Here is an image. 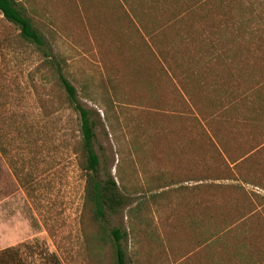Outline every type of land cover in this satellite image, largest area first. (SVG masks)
<instances>
[{"label": "rangeland", "instance_id": "obj_1", "mask_svg": "<svg viewBox=\"0 0 264 264\" xmlns=\"http://www.w3.org/2000/svg\"><path fill=\"white\" fill-rule=\"evenodd\" d=\"M193 1L124 0V9L111 8L103 13L102 24L88 19L85 27H77L71 17L49 24L46 18L29 14L50 51L64 59V71L80 102L95 111L99 177L111 174L134 201L152 175L163 174L167 181L170 176L180 181L192 175L207 184L237 181L228 162H220L212 145L215 139L206 137L211 121H203V128L185 106L176 114L161 109L165 114L157 116L153 103L163 95L169 107L174 93L169 80L153 69L154 58L140 25L149 30L181 3ZM224 1V9L232 4ZM240 1L248 16L262 8V0ZM131 6L138 14L136 21L128 15ZM250 17L256 20L251 13ZM18 33L0 14V250L39 240L59 255L62 264H88L80 224L85 182L74 152L78 118L60 103L43 53ZM229 118L213 117L212 127L244 130L231 125ZM222 137L230 141L229 134ZM239 148L246 149L244 141L231 148L234 155ZM211 194L216 196L206 190L205 197ZM151 209L155 219L166 215L165 208ZM216 220L205 218V225L215 227ZM110 225L127 228L126 209L111 217ZM252 234L264 238V233ZM122 244L127 264H132L130 254L136 246L130 239ZM195 253L188 264H203V249Z\"/></svg>", "mask_w": 264, "mask_h": 264}, {"label": "trees", "instance_id": "obj_2", "mask_svg": "<svg viewBox=\"0 0 264 264\" xmlns=\"http://www.w3.org/2000/svg\"><path fill=\"white\" fill-rule=\"evenodd\" d=\"M231 1L225 9L224 0L181 3L170 12V17L156 22L151 29L140 25L146 34H143L145 47L154 58L153 69L159 77L169 80L174 93V102L169 107L163 95L155 98L157 116L167 113V108L176 114L185 106L191 114L195 113L200 124L211 121L207 122L208 131L219 129L212 127L210 119L227 116L231 125L242 129L262 128L264 0L260 11L255 9L249 16L242 10L240 0ZM128 10L135 20L137 12L132 6ZM0 14L19 31L24 42L43 53L60 103L77 115L80 134L74 152L85 182L80 224L88 264H127L122 242L128 239L136 246L130 254L132 264H188L189 256L201 249L205 254L203 264L263 263L264 238L260 239V235L239 232V227L227 219L215 218V227L205 225V218L214 219V196L205 197L206 190L215 193L219 189L220 185L214 181L197 185L187 183L197 178L192 175L180 181L172 176L167 181L163 174L152 175L148 179L151 183L141 189V197L134 201L131 193L121 191L111 174L100 178V158L94 147L95 111L80 102L76 87L64 71V59L50 51L21 0H0ZM206 134L213 141L214 133ZM214 148L220 162L227 164L217 145ZM199 193L203 195L200 201ZM151 206L156 210L165 208L166 215L155 219ZM123 209L127 228L111 226L110 218ZM0 264H62V261L57 253L34 240L1 249Z\"/></svg>", "mask_w": 264, "mask_h": 264}, {"label": "crops", "instance_id": "obj_3", "mask_svg": "<svg viewBox=\"0 0 264 264\" xmlns=\"http://www.w3.org/2000/svg\"><path fill=\"white\" fill-rule=\"evenodd\" d=\"M21 1L24 11L31 17L42 16L49 24H53L54 20L71 17L75 19L77 27H85L88 19L102 24L105 11L126 7L124 0ZM78 33L85 34L84 30L79 29ZM208 132L214 133L217 148L228 160L229 170L237 178V181H214L220 187L215 191L212 216L234 223L239 227V232L264 233V123L259 130L235 132L232 129H218ZM223 134L230 135L229 142L223 139ZM240 134L246 137L242 138ZM241 141H244L246 149L239 148L234 155L231 148L237 147ZM187 183L200 185L202 181ZM201 198L203 195L199 193L198 200Z\"/></svg>", "mask_w": 264, "mask_h": 264}]
</instances>
